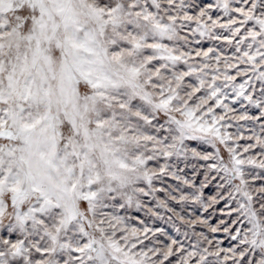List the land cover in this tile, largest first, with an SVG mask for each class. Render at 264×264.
<instances>
[{"label": "snow or ice", "instance_id": "6c2138e0", "mask_svg": "<svg viewBox=\"0 0 264 264\" xmlns=\"http://www.w3.org/2000/svg\"><path fill=\"white\" fill-rule=\"evenodd\" d=\"M0 264H264V0H0Z\"/></svg>", "mask_w": 264, "mask_h": 264}]
</instances>
